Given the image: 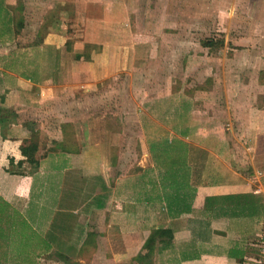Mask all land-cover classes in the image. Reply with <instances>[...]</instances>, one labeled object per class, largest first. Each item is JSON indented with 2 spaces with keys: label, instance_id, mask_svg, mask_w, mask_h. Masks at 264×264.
<instances>
[{
  "label": "crops",
  "instance_id": "crops-1",
  "mask_svg": "<svg viewBox=\"0 0 264 264\" xmlns=\"http://www.w3.org/2000/svg\"><path fill=\"white\" fill-rule=\"evenodd\" d=\"M122 1L64 3L40 42L21 36L27 6L0 0V264L135 262L151 235L153 264H246L264 220V106L246 101L236 76L264 41L223 51L221 78L212 80L223 81L227 120L197 105L213 88L168 76L154 93L144 84L136 105L135 78L151 61L135 54L147 45L121 20L134 15ZM88 22L99 28L92 40L82 38ZM256 54L263 66L264 51ZM32 128L39 165L8 171L10 158L25 159ZM166 139H181L186 155H163Z\"/></svg>",
  "mask_w": 264,
  "mask_h": 264
},
{
  "label": "rangeland",
  "instance_id": "rangeland-1",
  "mask_svg": "<svg viewBox=\"0 0 264 264\" xmlns=\"http://www.w3.org/2000/svg\"><path fill=\"white\" fill-rule=\"evenodd\" d=\"M21 1L23 6L25 5L24 7L30 6L29 8H24L29 15L23 16V20L30 27L21 33V36H25L24 41L26 39L29 40V37L34 34L39 38L44 37L46 30H42V25L46 15H48L47 13L50 12L52 14V11H54L53 15L57 13L59 15L58 19L62 20L63 18L59 14L62 4L65 3L64 6L71 7L74 2V0H64V2L62 0ZM122 2L121 7L133 6L134 15H124L121 20L131 23L132 28L136 30L135 34H138L137 37L141 41H146L140 44L147 45L135 47V54H139L140 57L146 56L148 57V62L151 61L150 65L147 63L143 75L139 74L135 78V94H133L136 99V105L142 100V95L139 91H142L144 84L155 86L156 84H161L164 81L163 78L168 76V78L172 79L177 78L179 85L182 83L186 84L193 90H198L200 86L203 89L207 87L213 88L207 96L205 95L206 92H202L204 94L199 93L201 98L197 105L200 111H204L205 114L209 112L216 114L218 113L216 108H219L218 110L221 112H219L218 118L222 119L224 117L227 120L229 111L226 106L223 108L226 104H223V98H225L222 93L224 91L223 81L220 79L214 84L212 78L215 76L221 78L222 58L225 56L223 55L224 50L228 56H233L235 54L234 48L236 49L235 43L240 44L247 41L252 43V45L256 43L257 46L264 41V0H133L131 4L126 0ZM163 10L165 13L162 15ZM251 10L255 11V13L246 14L245 11ZM93 25V22L84 24V29L88 28V36L83 33V39L92 40L98 37L99 34H97L96 30L99 28ZM80 26L83 28L82 23H80ZM110 32L105 34L116 38L117 36L114 33L119 35L115 30L113 32L110 29ZM70 37L68 39L69 50L76 39L73 35ZM206 38H214L219 42L213 48H207L202 44V41ZM220 41H223V45H219ZM227 44L228 47H226ZM92 46L94 45L92 44ZM251 50L246 70L239 73L236 78L243 82V89H246L249 93L248 95L246 94L247 97L245 96L246 101L252 102L254 105L264 106V65L256 64L255 60H253L254 58L251 59V57L257 55L256 51H264V46L261 48L255 47V49L252 48ZM35 54L39 56L37 51ZM202 56L207 57L209 60L205 58L198 62L196 57ZM44 59H48L46 55ZM232 68L236 71V67L232 66ZM206 73H211L212 75ZM154 86L151 87L153 93ZM231 99L238 102V97L236 96H232ZM120 103L121 109V106L126 103V97H121ZM224 109L225 112L223 111ZM110 112L111 110L105 109L103 115L107 114L109 117L114 114H109ZM121 113L122 115L124 114L120 110V121L122 118ZM120 126V130H123L122 123H120ZM132 136L136 147L139 144L137 124H135V127L133 126ZM156 146L157 143L154 144V148ZM186 147L187 145L181 139L175 142L166 139L160 150L163 155H186ZM182 178L184 180V177ZM261 234L264 235V220L261 224L260 232L251 241L253 251L250 255H247L248 261H253L257 258L259 251L256 242ZM122 258L119 260V264H138L137 261H127Z\"/></svg>",
  "mask_w": 264,
  "mask_h": 264
},
{
  "label": "trees",
  "instance_id": "trees-1",
  "mask_svg": "<svg viewBox=\"0 0 264 264\" xmlns=\"http://www.w3.org/2000/svg\"><path fill=\"white\" fill-rule=\"evenodd\" d=\"M51 14L50 12L45 18V21H43L42 30H46V36L48 34V26L51 21H54L56 18V15L54 14V11ZM51 14V15H50ZM50 15V16H49ZM43 37L40 38V42H42ZM218 40L214 38H206L202 41L203 46L207 48H213L218 44ZM219 45H223V41H220ZM91 50H93V46L91 44ZM81 57V55H79ZM86 59H90V54L84 56ZM33 129V128H32ZM34 130V129H33ZM39 149V132L38 130H34L30 136V141L26 142L24 145L21 146V151L25 159L19 160L18 162H15L14 158L9 159V167L7 170H11L13 167H21L24 162H28L33 165H39V159L36 157L35 153ZM89 243V240L86 241V244ZM157 246V236L151 235L148 237V239L145 241L143 249L141 253H139L134 260L137 261L138 264H153V256L156 250Z\"/></svg>",
  "mask_w": 264,
  "mask_h": 264
},
{
  "label": "built area",
  "instance_id": "built-area-1",
  "mask_svg": "<svg viewBox=\"0 0 264 264\" xmlns=\"http://www.w3.org/2000/svg\"><path fill=\"white\" fill-rule=\"evenodd\" d=\"M258 246L257 258L253 261H248L246 264H264V235L261 234L259 239L256 242ZM250 258V257H249Z\"/></svg>",
  "mask_w": 264,
  "mask_h": 264
}]
</instances>
